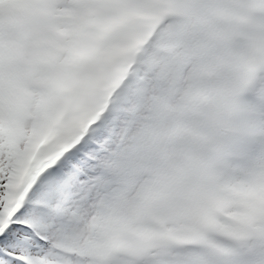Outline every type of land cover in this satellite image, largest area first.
Masks as SVG:
<instances>
[{"label": "snow or ice", "instance_id": "obj_1", "mask_svg": "<svg viewBox=\"0 0 264 264\" xmlns=\"http://www.w3.org/2000/svg\"><path fill=\"white\" fill-rule=\"evenodd\" d=\"M161 7L175 14L145 53L129 44L121 77L95 84L119 34ZM157 99L209 171L264 188V0H0V264H120L97 225L128 204Z\"/></svg>", "mask_w": 264, "mask_h": 264}, {"label": "rangeland", "instance_id": "obj_2", "mask_svg": "<svg viewBox=\"0 0 264 264\" xmlns=\"http://www.w3.org/2000/svg\"><path fill=\"white\" fill-rule=\"evenodd\" d=\"M168 9L170 12V7ZM171 12L167 16L172 15ZM258 23L259 21H252V24L258 25ZM148 46L149 43L139 56L145 53ZM152 47L157 51H164L168 45L163 36H157ZM112 58L111 53L108 59ZM146 62L156 63L151 53L147 56ZM155 105L144 136L145 149L138 153V159L144 162L143 171L131 185L128 204L120 211L119 215L130 208L133 196L145 186L161 185L163 191L151 200L144 216H136L133 218V222L128 224L123 232L122 242L126 241V233L138 227H150L153 220L156 219H161L165 223L169 233L177 230L182 225V205L186 202H193L202 195H211L221 203L222 209L217 216L216 228L227 229L231 214L228 202L234 197L237 198L239 191L247 185L248 180L225 177L221 172L209 170L201 175H195L193 169L196 167L198 158L193 159V164L179 177L171 178L170 170L175 162L189 154L193 155V152L184 138L175 134L168 135L170 123L176 121L173 106L161 99H157ZM111 219L97 225V238L103 234L106 224ZM254 226V234L248 239V243L247 241L242 243L241 251L221 258L219 264H264V222L260 216L253 224ZM196 249L194 245L163 248L148 253L137 264H198ZM114 256L122 259L121 252H117Z\"/></svg>", "mask_w": 264, "mask_h": 264}]
</instances>
